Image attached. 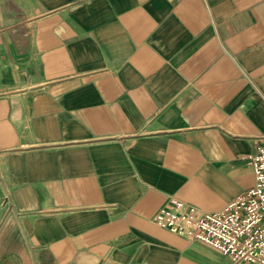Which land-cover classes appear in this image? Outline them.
Segmentation results:
<instances>
[{"label": "crops", "instance_id": "obj_1", "mask_svg": "<svg viewBox=\"0 0 264 264\" xmlns=\"http://www.w3.org/2000/svg\"><path fill=\"white\" fill-rule=\"evenodd\" d=\"M263 143L264 0H0V264H229L153 219Z\"/></svg>", "mask_w": 264, "mask_h": 264}, {"label": "built area", "instance_id": "obj_2", "mask_svg": "<svg viewBox=\"0 0 264 264\" xmlns=\"http://www.w3.org/2000/svg\"><path fill=\"white\" fill-rule=\"evenodd\" d=\"M248 157L255 185L223 210L202 211L174 197L154 217L155 223L172 234L209 245L226 256L229 264H264V143ZM10 199L5 189L0 212L13 211Z\"/></svg>", "mask_w": 264, "mask_h": 264}]
</instances>
